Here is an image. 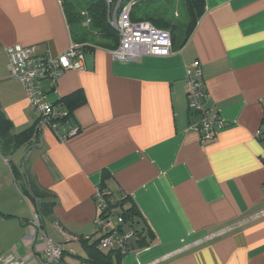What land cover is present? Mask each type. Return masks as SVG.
Instances as JSON below:
<instances>
[{
  "label": "crops",
  "instance_id": "crops-1",
  "mask_svg": "<svg viewBox=\"0 0 264 264\" xmlns=\"http://www.w3.org/2000/svg\"><path fill=\"white\" fill-rule=\"evenodd\" d=\"M70 43L82 46L83 68L53 88L42 82L65 119L56 132L0 147L10 160L0 157V253L42 257L35 211L43 234L63 244L55 264H79L93 242L107 253L97 247L93 194L101 187L127 196L153 237L144 248L130 242L120 264H264V0H204L183 47L134 61L114 59L113 46L83 47L62 0H0V112L12 134L34 127L36 114L5 48L56 56ZM194 60L201 108L226 123L205 142L195 129L203 111L188 103ZM73 126L80 131L62 138ZM43 203H51L45 213Z\"/></svg>",
  "mask_w": 264,
  "mask_h": 264
},
{
  "label": "built area",
  "instance_id": "built-area-1",
  "mask_svg": "<svg viewBox=\"0 0 264 264\" xmlns=\"http://www.w3.org/2000/svg\"><path fill=\"white\" fill-rule=\"evenodd\" d=\"M107 7V21L117 33V46L111 51L116 60L134 61L144 56H168L172 53V41L168 30L157 28L149 21H133L130 18L132 6L137 0H103ZM87 20L85 24H88ZM7 68L10 76L17 79L24 90L31 110L36 114L35 128L40 131L44 128L56 132L60 123L65 119L67 112L55 110L52 103L46 100L42 82L47 80L53 88L58 80L68 70L83 68V49L81 45L70 43L69 46L56 56L49 53L39 54L34 46L10 45L5 48ZM187 93L189 108L195 112L203 111L201 122L195 125L200 134V141L212 139L217 131L226 123L216 113L203 110L199 98L204 95L202 71L199 61L194 60L187 71ZM264 106V96L259 99ZM80 131L73 126L62 136L70 137ZM260 130L256 131V136ZM93 197L96 203L97 215V247L120 250L125 253L130 240H138L137 232L124 222L118 200L106 193L103 188L97 187ZM115 205V206H114ZM31 223L35 228L33 235L43 239L41 248L42 257L31 253L29 256L18 257L13 253L1 254L0 264H55L60 261L63 253V244L52 242L41 229V219L38 212H33ZM66 241L73 237H64Z\"/></svg>",
  "mask_w": 264,
  "mask_h": 264
},
{
  "label": "trees",
  "instance_id": "trees-1",
  "mask_svg": "<svg viewBox=\"0 0 264 264\" xmlns=\"http://www.w3.org/2000/svg\"><path fill=\"white\" fill-rule=\"evenodd\" d=\"M179 2L182 7L181 14L174 9L176 0H137L131 8L130 18L133 21H149L157 28L168 30L172 48L180 49L187 42L197 20L204 12V0H179ZM65 3V13L68 15L73 33L77 41L84 44L83 47H89L92 44L117 46V33L107 22V7L103 0H77L75 3L66 1ZM86 19L89 20L87 26L82 23ZM74 96L75 93L62 100L69 103L72 102ZM33 132L38 133L35 126L18 134H12L9 122L0 112V147H18ZM116 205L120 206L124 222L137 232L138 240L135 241L137 246L147 247L153 237L147 226H144L140 211L128 202L127 196L118 200ZM50 206L51 203H43L40 207L45 213ZM94 244L95 242L86 245L88 257L80 258L79 264H120L123 255L120 250L113 249L103 253L97 250ZM127 251L128 248L125 253Z\"/></svg>",
  "mask_w": 264,
  "mask_h": 264
},
{
  "label": "rangeland",
  "instance_id": "rangeland-1",
  "mask_svg": "<svg viewBox=\"0 0 264 264\" xmlns=\"http://www.w3.org/2000/svg\"><path fill=\"white\" fill-rule=\"evenodd\" d=\"M65 1H66V2H73V3L77 2V0H62L63 4H66ZM78 1H81V0H78ZM174 5H175L174 9H176V12H179V13L181 14V13H182V7H181V4H180L179 0H176V3H175ZM5 154H6V153H5ZM5 154H4V152L0 149V157H1V155H2V159L5 160V162H6V161H9V162H10V160L7 159V158H8L7 155H5ZM4 155H5V156H4ZM3 168H4V167H1V166H0V170H2ZM135 241H136V240H134V238H132V239L130 240V242H135Z\"/></svg>",
  "mask_w": 264,
  "mask_h": 264
}]
</instances>
